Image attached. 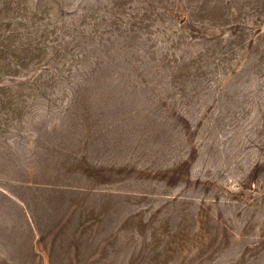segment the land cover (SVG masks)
Returning <instances> with one entry per match:
<instances>
[{
    "label": "rangeland",
    "instance_id": "obj_1",
    "mask_svg": "<svg viewBox=\"0 0 264 264\" xmlns=\"http://www.w3.org/2000/svg\"><path fill=\"white\" fill-rule=\"evenodd\" d=\"M0 264H264V0H0Z\"/></svg>",
    "mask_w": 264,
    "mask_h": 264
}]
</instances>
